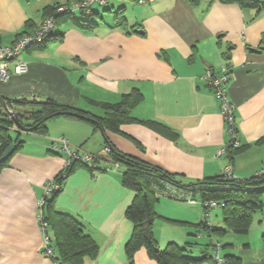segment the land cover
<instances>
[{
    "label": "crops",
    "instance_id": "obj_1",
    "mask_svg": "<svg viewBox=\"0 0 264 264\" xmlns=\"http://www.w3.org/2000/svg\"><path fill=\"white\" fill-rule=\"evenodd\" d=\"M79 1L0 0L1 42L10 44L40 26L47 9L73 8ZM120 10L124 18L118 24ZM76 11L55 26L47 45L22 53L29 69L0 81V103L4 98H51L102 117L107 112L103 103L120 102L137 89L142 99L131 114L139 120L123 123L114 132L83 117L60 115L47 121L46 133L22 132L23 145L0 171V264L62 263L55 258L56 250L54 257L45 251L38 218L46 183L69 159L52 149V140L60 136L83 152L105 157L109 141L184 183L225 174L229 165L239 179L264 169V2L254 6L222 0H109L94 6L91 14ZM76 19L94 26L82 28ZM224 62L232 71L228 93L236 106L241 141L235 150L229 148L220 103L203 77L209 67L218 70ZM150 120L172 128L176 138L154 129L146 123ZM94 167L73 171L55 202L56 209L81 220L84 232L99 245L97 255L85 264H159L145 247L133 260L127 253L134 224L126 210L135 191L123 185V166L103 161ZM201 209L174 218L200 221L205 217ZM160 215L164 223H175L165 219L169 215ZM49 233L54 247L50 227ZM263 234L264 206L254 214L248 233L208 239L225 244L220 256L236 254L243 264H264ZM155 236L161 247L173 241L169 234L162 241L157 230ZM187 239L174 240L182 244Z\"/></svg>",
    "mask_w": 264,
    "mask_h": 264
},
{
    "label": "trees",
    "instance_id": "obj_2",
    "mask_svg": "<svg viewBox=\"0 0 264 264\" xmlns=\"http://www.w3.org/2000/svg\"><path fill=\"white\" fill-rule=\"evenodd\" d=\"M190 1L195 3L198 0ZM222 1H234L243 5L254 6L263 3L257 0ZM58 7V5H55L46 10L47 16L54 17L56 25L61 23L64 18L73 16L74 12L71 10L58 12ZM79 11L91 14L94 8L90 13L84 10ZM117 16L119 20L124 18L121 10ZM75 22L82 28L94 26L93 22L85 19H76ZM121 22L122 20L118 24ZM53 36H55L54 30L45 42L34 46L47 45L53 40ZM141 99V93L137 89H134L130 93L124 94L120 102L103 103L107 109L106 115L98 117L89 115V113L83 110L72 108L51 98L45 100L27 97L19 99L4 98V103H0V171L10 160V156L4 161L1 160L5 149L10 144H15V151H17L23 145L22 132L46 133L47 121L60 115L83 117L96 123L104 130L119 132L121 124L139 120L131 114V111ZM6 105H13L18 112L20 122L25 127L24 130L17 128L13 117L9 116V113L5 110ZM146 123L157 131L176 138L177 134L166 124L155 120H150ZM11 131H17L19 135L15 137ZM107 145L111 148L109 157L93 154L94 159L91 162L73 159L54 178L59 181L60 188L45 197L43 205L44 218L49 222V227L53 233V249L57 252L55 258L63 264H85L87 258L95 257L99 251L98 243L91 235L84 232L82 221L67 212L59 211L55 206L57 197L63 191L66 178L79 167H88L90 170H93L96 169L94 167L95 164L103 161L123 166V185L135 191L134 199L126 210L127 217L134 224L132 235L126 245L130 260H133L134 254L139 248L145 247L148 255L159 264H190L205 260H212L213 264H217L213 259V253L208 250L202 251L203 254L199 256L193 254V251L189 249V245L180 244L176 241H169L165 247L159 245L154 232V224L155 220L161 217V215L157 212L155 205L159 200V192L169 189L168 184L174 185L170 188L176 187L181 192V194L171 193L169 195L174 199L189 202L188 196H191L194 200L196 196L201 197L205 217L194 225L196 228H202L208 233L209 237L222 238L230 232L237 234L248 233L254 214L264 206L262 201V195L264 194V173L255 174L245 179L221 174L203 181L184 183L174 174L163 168L116 149L109 141ZM237 148H233V150ZM80 151L82 152L81 149ZM211 200L217 202L215 206H222L224 226H215L212 224L211 219H208V215L211 214L214 206H206V202ZM165 219L175 223L181 222L180 220L167 217ZM222 245L225 244L221 240L214 242L211 239L209 242V246L212 248L219 246L220 249ZM224 258V264H243L241 257L236 254H228Z\"/></svg>",
    "mask_w": 264,
    "mask_h": 264
},
{
    "label": "built area",
    "instance_id": "obj_3",
    "mask_svg": "<svg viewBox=\"0 0 264 264\" xmlns=\"http://www.w3.org/2000/svg\"><path fill=\"white\" fill-rule=\"evenodd\" d=\"M109 0H80L77 2L73 8L70 6L62 5L59 6L57 11L63 12L67 10L76 11L84 10L87 13L93 11L96 5H106ZM139 3H145L150 0H136ZM264 2V0H257ZM56 24L53 16H47L40 26L37 28L23 32L19 37L10 44H4L0 40V81L7 82L11 75L23 74L29 69V61L24 59L21 55L28 48L41 44L49 38L54 30ZM204 79L207 81L208 85L212 89L214 96L218 99L220 103V112L224 118L226 129L230 135L229 148H236L240 146V138L236 119V106L231 100L228 88L232 79L231 67L227 62L220 65L219 69L209 67L204 73ZM5 110L9 113V116L14 117V112L16 111L13 105H6ZM52 149L55 151L65 152L69 159L67 165L71 163L73 159H80L86 162H91L94 159L93 154L87 152H81L80 148L71 145L69 140L60 136L52 140ZM225 150V149H224ZM223 150V151H224ZM104 151L108 154L111 151L110 146H105ZM232 165L225 168V174L229 176L233 175ZM264 169L258 171L256 174H263ZM59 181L54 178L49 180L45 185V197L51 195L53 192L60 188ZM166 193L171 195V193L181 194L176 188H170L169 191H161L159 194ZM174 194V195H175ZM189 201H195L188 196ZM45 198L41 201V211L39 212V221L43 231L44 236V248L49 256H55L53 246L51 245V235L49 233V222L44 218L43 205ZM217 204L216 201L211 200L206 202V206L213 207ZM213 259L217 264H224L225 258L219 255V246L215 247V252L213 253ZM57 264H62L57 262Z\"/></svg>",
    "mask_w": 264,
    "mask_h": 264
},
{
    "label": "rangeland",
    "instance_id": "obj_4",
    "mask_svg": "<svg viewBox=\"0 0 264 264\" xmlns=\"http://www.w3.org/2000/svg\"><path fill=\"white\" fill-rule=\"evenodd\" d=\"M106 13L111 14L109 11H106ZM11 132L13 136L15 137L19 135L17 131H11ZM155 208L159 214L161 213L162 215L167 214L169 215L168 217L169 218L171 217L172 219H175L174 217L176 216L177 213L188 214V213H192L195 211L201 212L202 211L201 208H203L204 210V206L202 204V199L200 196H196L195 201L187 202V201H180V200L174 199L170 197L169 195H167L166 193H162L161 195H159V200L157 201ZM212 218H213V225L224 226V213H223V208L221 205H217L212 208L211 214L208 215V219L212 220ZM176 220H179V219H176ZM180 221H181L180 223L179 222L164 223L165 221L162 220L161 217H159L155 220L154 232H156L157 230L159 235H161L162 237V241H164L163 236L165 237V234L166 235L169 234L170 237H173L172 239L173 241H176L174 239H182L184 236H186L188 238L186 240L187 242H183L182 244L189 245V249L191 251L194 252L198 250L201 253L202 251L208 250L209 252L214 253V248L209 246L210 240L208 239L209 237L208 233L205 232L202 228H196V226L194 225L195 223H198L200 221H195V222L194 220H187V221L180 220Z\"/></svg>",
    "mask_w": 264,
    "mask_h": 264
},
{
    "label": "water",
    "instance_id": "obj_5",
    "mask_svg": "<svg viewBox=\"0 0 264 264\" xmlns=\"http://www.w3.org/2000/svg\"><path fill=\"white\" fill-rule=\"evenodd\" d=\"M13 119H14V122H15V124L17 125V128L19 129V130H24V125L20 122V120H19V115H18V112L17 111H15L14 112V117H13ZM15 144H10L6 149H5V151H4V153H3V155H2V157H1V160L2 161H4V160H6L14 151H15Z\"/></svg>",
    "mask_w": 264,
    "mask_h": 264
}]
</instances>
